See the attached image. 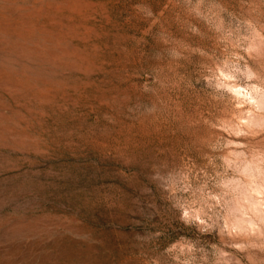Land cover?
<instances>
[{"label":"rangeland","instance_id":"obj_1","mask_svg":"<svg viewBox=\"0 0 264 264\" xmlns=\"http://www.w3.org/2000/svg\"><path fill=\"white\" fill-rule=\"evenodd\" d=\"M0 264H264V0H0Z\"/></svg>","mask_w":264,"mask_h":264}]
</instances>
